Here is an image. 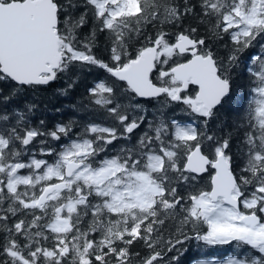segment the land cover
Listing matches in <instances>:
<instances>
[{"label":"snow or ice","instance_id":"obj_1","mask_svg":"<svg viewBox=\"0 0 264 264\" xmlns=\"http://www.w3.org/2000/svg\"><path fill=\"white\" fill-rule=\"evenodd\" d=\"M77 8L84 9L78 16ZM90 13L91 27L82 34ZM189 15L199 23L215 19L208 31L221 33L216 39L229 35L234 47L226 62L195 36L196 27L184 26ZM157 22L160 29L182 30L153 36L147 28ZM103 33L107 59L96 55ZM255 47L260 53L247 68L249 94L233 127L243 133L237 175L233 132L217 136L207 126L233 103L231 73ZM93 69L106 77L87 92L112 126L88 122L73 133L76 121L69 120L44 130L43 121L24 124L23 113L13 110L18 119L9 127V112L0 111V264H110L109 257L131 264L132 256L139 264H180L190 241L233 247L225 257L193 264H264V0H0V80L36 88ZM153 102L159 115L150 118ZM173 106L194 120L168 116ZM145 124L133 144L132 134ZM62 138L59 148L48 144ZM120 139L127 144L110 149ZM203 174L210 177L207 186L195 189ZM181 183L195 190L183 197L174 186ZM178 207L177 236L165 242L167 253L156 251ZM50 236L53 246L46 247L41 241ZM138 240L146 257L129 250Z\"/></svg>","mask_w":264,"mask_h":264},{"label":"trees","instance_id":"obj_2","mask_svg":"<svg viewBox=\"0 0 264 264\" xmlns=\"http://www.w3.org/2000/svg\"><path fill=\"white\" fill-rule=\"evenodd\" d=\"M78 2L82 3V0H78ZM181 4L183 0H180ZM193 4H199V0H191ZM84 9L77 8L75 10L74 15L78 16ZM199 12V8L196 9ZM207 23H199L198 16H187L183 23L185 27H196L198 29L195 36L197 38L204 37L206 42L211 46V50L213 51L216 58L222 59L224 62L227 61L229 52L234 47L232 44L230 37L228 34H222L223 39H216V35H220L221 33L217 32L215 35L208 31V24H214L215 19L205 18ZM91 27V13H90V23L82 29V34L87 33L89 28ZM156 30H164V31H180L182 29L179 28H171L165 26L164 29H160V25L157 22L156 29H153L151 25L148 26L147 32L155 35ZM107 33L100 34L99 36V47L96 49V55L102 57L104 59L108 58V53L105 51V36ZM211 37V38H210ZM169 39H172L169 37ZM137 46H139V42H137ZM260 53L259 47L250 48L241 54V60L238 65L232 71V80H233V89H232V97L233 103L226 105L224 108L219 109L217 112V116L213 119L207 126L208 131L217 136H225L228 132L232 131V141L231 148L232 154L234 157L233 168L234 172L239 175L240 168L242 167V161L240 159V152L237 150L238 142L242 139L243 133L233 131V127L235 124L240 123L237 120V114L242 110L244 102L246 101L249 94L250 87V75L247 71L248 66L251 64L250 58L256 54ZM167 67V66H165ZM75 70L69 72L65 75H62L58 80L52 82L48 86H39L36 88H28V87H18L15 82L10 80H0V111L7 110L10 114V119L8 122V126L11 127L15 125L16 119L18 116L13 115V110H18L22 112L24 115V124L31 125L33 127H40V121H43V129L48 130L52 129L53 126L57 123L68 122L69 120L76 121V124L73 127V133H79L83 130L84 126L88 122H97L103 123L107 126H112V121L110 119H106V113L103 110H98L97 106H95L88 95L87 89L92 86V84L98 80L106 77V73L102 70L93 69L91 73L82 72L79 76H75ZM155 76V74H154ZM72 83V87L69 88V84ZM193 88V89H192ZM191 88V92L189 94H194L196 87L193 86ZM12 95L13 98L8 103H3V99ZM122 103H127L126 99L121 101ZM135 102V101H134ZM141 103H146L145 101H139ZM29 106L31 109L29 110ZM148 107V116L151 118L153 114L159 115L156 109L159 107L155 102L151 105H147ZM139 115V113H137ZM168 116H175L181 120H189L190 122L194 120V117L191 114L181 115L178 107L173 106L171 109L167 110ZM200 123L202 122L196 121ZM24 124L21 126L23 127ZM146 124L142 125L141 128L136 130L132 134V143L134 144L136 140L139 138L140 134L145 130ZM42 138H37V140L30 146L32 149H37L39 146V140ZM66 143L65 139H61L58 143L48 140V144L51 147L59 148V145ZM127 144V141L120 139L114 142L113 145L110 146V149L117 148L120 145ZM205 152L207 153V148H205ZM40 158V157H38ZM49 161L53 159V157H47ZM22 174H27V170H21ZM201 178V179H200ZM198 177L195 182V189L204 188L207 186L209 182V175L203 174ZM178 187V192L181 196L187 197L190 191H194L195 189L186 184L174 185ZM188 205L185 203V207ZM6 207V204H5ZM177 218L171 224H166L164 229L163 237L158 240V247L155 248L156 251H161L162 253H167V246L165 242L167 240L175 239L177 236L176 227L179 226L180 217L183 215L180 212L179 207L177 208ZM3 213H0L2 215ZM20 217H10L6 222L9 226L16 219ZM31 217L29 216L28 219ZM163 218V217H162ZM90 219V217H89ZM4 221H0V224H4ZM43 223V221H42ZM83 227H87V220H85ZM190 226L185 227V231L189 230ZM90 238H98L96 234H93ZM17 239H21L17 237ZM4 243V234L0 233V245ZM41 243L46 247H52L54 241L51 239L47 241H41ZM117 248L124 247V245L120 242H117ZM184 248L186 251L182 254L180 258V264H193V261L197 259L203 258H213V257H225L227 254L233 251V247L229 245L225 246H212L206 247L202 244L190 241L188 242ZM129 250L132 253L139 252L140 257H146L149 255V251L144 247L143 240H138L134 242L131 246H129ZM175 255V253H168V256ZM4 257L0 255V260H3ZM167 259V257H166ZM140 258L135 256L131 257V264H139ZM110 264H115V258L109 257ZM160 264H164V261H161Z\"/></svg>","mask_w":264,"mask_h":264},{"label":"flooded vegetation","instance_id":"obj_3","mask_svg":"<svg viewBox=\"0 0 264 264\" xmlns=\"http://www.w3.org/2000/svg\"><path fill=\"white\" fill-rule=\"evenodd\" d=\"M228 58V57H227ZM227 58H225V59H227ZM241 60V59H240ZM193 86H190V89L192 88ZM196 87V86H195ZM193 89V88H192ZM211 171V170H210ZM202 176V175H201ZM200 178V177H199ZM201 179V178H200Z\"/></svg>","mask_w":264,"mask_h":264}]
</instances>
